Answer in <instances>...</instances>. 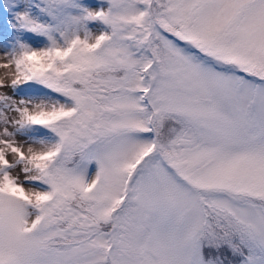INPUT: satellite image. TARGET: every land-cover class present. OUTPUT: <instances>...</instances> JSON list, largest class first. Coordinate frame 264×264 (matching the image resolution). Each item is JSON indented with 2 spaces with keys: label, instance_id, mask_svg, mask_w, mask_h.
<instances>
[{
  "label": "snow or ice",
  "instance_id": "6c2138e0",
  "mask_svg": "<svg viewBox=\"0 0 264 264\" xmlns=\"http://www.w3.org/2000/svg\"><path fill=\"white\" fill-rule=\"evenodd\" d=\"M0 264H264V0H0Z\"/></svg>",
  "mask_w": 264,
  "mask_h": 264
}]
</instances>
